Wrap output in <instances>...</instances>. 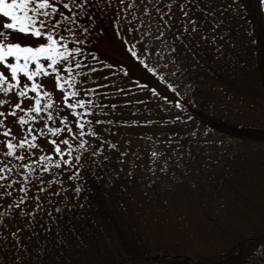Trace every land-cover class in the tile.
Returning a JSON list of instances; mask_svg holds the SVG:
<instances>
[{
	"label": "snow or ice",
	"instance_id": "snow-or-ice-1",
	"mask_svg": "<svg viewBox=\"0 0 264 264\" xmlns=\"http://www.w3.org/2000/svg\"><path fill=\"white\" fill-rule=\"evenodd\" d=\"M228 7L210 0H0V264H45L49 240L64 242L66 218L90 202L95 185L110 182L106 151H118L123 166L126 150L111 133L154 122L116 119L118 103H137L112 102L129 95L125 87L147 89L153 96L145 99L183 113L160 61L174 64L178 46L194 57L219 54ZM257 35L264 41V24ZM102 40L119 43L140 74L128 77L127 61L102 58L94 46ZM9 114L19 133L7 124Z\"/></svg>",
	"mask_w": 264,
	"mask_h": 264
},
{
	"label": "rangeland",
	"instance_id": "rangeland-1",
	"mask_svg": "<svg viewBox=\"0 0 264 264\" xmlns=\"http://www.w3.org/2000/svg\"><path fill=\"white\" fill-rule=\"evenodd\" d=\"M210 3L218 8L229 5L230 0ZM232 22L230 14L221 25L227 35L219 54L200 51L194 57L178 46L174 64L163 67L168 62L160 61L161 72L178 86L179 93L217 117L234 124L264 126L263 99L251 90L240 89L233 73H228L238 67L233 57V62H226L224 57H230V51L251 60L255 54L249 31ZM217 58L233 82H221L205 69L206 60ZM221 77L227 78L225 73ZM178 112H170L171 117H180L173 125L177 130L164 131L153 125L147 130L151 135L147 141L133 145L135 155L123 157L127 172L119 171L118 176L120 182L130 179L132 187L113 195L116 205L117 196L124 203L119 225L126 245L151 253L137 264H183L174 258L183 256L189 263L199 259L216 264L238 251L241 253L226 264H264V141L227 136L184 119ZM6 120L19 133L10 114ZM166 140L172 143L165 145ZM106 175L112 187L122 184L112 173ZM256 235L261 238L254 239ZM123 255L129 254L125 251ZM124 259L120 264H131L130 259Z\"/></svg>",
	"mask_w": 264,
	"mask_h": 264
},
{
	"label": "trees",
	"instance_id": "trees-1",
	"mask_svg": "<svg viewBox=\"0 0 264 264\" xmlns=\"http://www.w3.org/2000/svg\"><path fill=\"white\" fill-rule=\"evenodd\" d=\"M146 2V0H145ZM243 4V7H241ZM231 7L223 11V20L225 17L231 14L233 22L245 27L253 41V60L243 56L241 52L235 50L236 53L231 51L227 54L230 57H224L226 62H233L232 57L237 59L236 64L238 67L232 70H228V73H233V81L240 88L245 90H251L257 94L258 97L264 101V41H261L257 33L260 31L261 24H264V9L261 8L259 0H230ZM232 22V23H233ZM225 25V24H221ZM95 48L99 49V53L102 58L111 63L114 61H127L123 66L129 67L130 71L128 77L138 76L141 69L137 66L138 62H133L125 54V50L122 49L117 42L112 41H95ZM217 58L215 61H208L204 64L205 69L216 79L224 82L226 79L230 80L229 74L226 73L224 65H222ZM221 73H225L227 78H222ZM231 75V74H230ZM124 80L128 77H124V74H120ZM111 79V78H110ZM134 82V81H130ZM117 83L121 87H125L124 83L118 78ZM126 91H131L125 87ZM159 91V90H158ZM169 93L171 89H167ZM132 92V91H131ZM179 93V92H178ZM153 94L147 89L143 91H136L130 93L128 96H116L112 102H116L123 99L137 101L133 104H117L116 119L127 120H152L151 124L147 125H131L123 126L116 132L111 133L113 141H118L117 148L120 151H125V158L129 155H133V145H143L150 137V133L147 132L148 128L153 125L162 127L164 131L177 130L174 128L176 120L168 123H161L166 117L171 116V111H179L178 113L184 117L187 116L192 120H195L203 125H206L210 129L223 133L227 136H233L244 140H259L264 141V126L255 125H240L227 122L224 119L217 117L210 112L207 108H204L202 104L196 103L193 100L181 93L178 95V99L181 100L183 105V113L179 108L168 105L165 101L159 98H149ZM172 99V96H169ZM138 101H143L139 103ZM167 104V106H166ZM173 108V109H171ZM135 109V111H133ZM110 111V110H109ZM161 128V129H162ZM107 129V126H105ZM143 133V136L141 135ZM128 141L129 143H125ZM114 153V156H113ZM137 153V152H136ZM109 156V160L105 161L106 174L113 172L126 171L125 163L121 167L120 161L116 159L119 157V152L115 149H108L105 153ZM137 154H143L141 152ZM135 155V154H134ZM117 160V161H116ZM128 165V164H127ZM114 170H113V169ZM109 170V172H108ZM132 175V174H131ZM123 178V177H122ZM114 180H119V186H113L111 182L107 184H97L90 197V202L79 209L74 216L66 218L61 227L65 231L64 242H59L54 239L49 240L48 253L45 258V264H120L122 259H130L131 264H137L139 262H145V259L149 258L151 253L147 251L135 249L130 243L126 245V239L120 228L119 222L122 219V215L125 214L123 209V200L117 196L118 204L114 203L115 196L113 193H120L131 190V183L120 182V177H114ZM83 203V201H82ZM3 209L0 208V212ZM263 236V235H262ZM254 239H260L261 235L253 236ZM120 249L116 250V246ZM125 251L129 254L124 256ZM121 253H123L121 255ZM241 253L238 251L236 256ZM234 252L224 257L216 264H226L227 260L234 257ZM235 256V257H236ZM6 258V257H5ZM176 260L183 264H211L206 263L203 260L194 259L193 263H189L183 257H174Z\"/></svg>",
	"mask_w": 264,
	"mask_h": 264
}]
</instances>
